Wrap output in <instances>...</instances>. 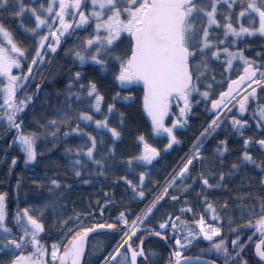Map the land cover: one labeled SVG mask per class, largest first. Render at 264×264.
Here are the masks:
<instances>
[{"label": "snow or ice", "instance_id": "obj_1", "mask_svg": "<svg viewBox=\"0 0 264 264\" xmlns=\"http://www.w3.org/2000/svg\"><path fill=\"white\" fill-rule=\"evenodd\" d=\"M5 14L18 18L23 36L18 41L0 19V124L6 132L14 130L9 147L23 153L25 168L45 154L38 151L41 140L48 152L62 148L67 163L63 175L45 172L33 180L32 196L42 203L28 201L25 193L27 206L21 208L17 180L11 224L9 194L0 191V254L7 258L0 264H87L89 250L103 252L99 237L114 238L101 264H153L157 253L146 251L145 243L154 237L174 242L166 264H216L185 255L201 240L223 264H264V52L256 59L245 55L251 40L264 49V0H0V18ZM86 66L111 77L129 95L115 92L103 110L105 96L85 75ZM38 79H47L52 92ZM137 89L154 138L165 143L158 147L138 135V153L122 157L118 165L117 141L125 121L117 104L134 103ZM197 106L210 114L209 121L164 183L146 196L149 185L158 183L152 180L153 162L182 144ZM26 116L35 128L26 127ZM221 133L224 138L209 152V141ZM231 138L241 141L240 152L225 168ZM16 165L13 158L9 175ZM102 183L113 190L101 188L104 200H97L96 208L101 217L107 211L108 220L86 223L96 215L91 207L67 211L69 194L79 185ZM229 184L235 190L233 205L225 201L218 210L206 193ZM117 187L130 203L143 207L135 213L118 210L113 217ZM197 188L199 205L189 200ZM248 199L254 203L245 205ZM169 201L176 212L153 225L152 217ZM225 226L235 236L231 250L222 235ZM51 230L57 234L48 245L44 234ZM248 231L251 235L242 239ZM250 244L252 261L245 258Z\"/></svg>", "mask_w": 264, "mask_h": 264}, {"label": "trees", "instance_id": "obj_2", "mask_svg": "<svg viewBox=\"0 0 264 264\" xmlns=\"http://www.w3.org/2000/svg\"><path fill=\"white\" fill-rule=\"evenodd\" d=\"M2 22L6 24L11 30L14 31V35L18 41H23V36L20 35V29L18 27L19 20L18 18L8 16L5 14L2 18ZM27 44L28 42H24ZM249 44H260L259 40H251ZM243 47V45H241ZM257 52H264L263 49L259 48H246L245 55L248 56L250 59H256ZM55 63V62H54ZM88 66H86L85 75L88 76L90 79H93L97 82L98 86L100 87L101 92L105 96V102L102 106L103 110H106L107 103L111 100V97L115 95V92L120 91L121 96L129 95L126 91H121L119 87L112 82L111 77L102 78L98 76L96 73L88 71ZM44 77L48 76L47 70L43 73ZM64 75L61 74L59 79L63 80ZM217 79H219V75L217 73ZM38 83L41 84L42 89H47L50 93L53 90V85L48 82L47 79L37 80ZM134 97V103L128 105L127 102L121 101V103L117 104V107L120 109L121 112L124 113V133L122 140L117 141L118 151L116 154V163L119 165L121 163V158H126L129 155H135L138 153L139 149L137 147V136L144 135L146 139L149 140L150 143H153L155 146H162L165 141L161 138H154V134L152 133V129L147 123L143 111V94L142 91L137 89V91L132 94ZM58 101L53 98L51 103L53 106ZM41 111L39 105H37L36 112L39 114ZM49 114L50 111H49ZM30 116H26V127L27 128H35V126L31 123H28L30 120ZM99 118V115H97ZM210 119V114H207L206 121L202 123L201 127L194 131L192 128L186 130L181 135L182 144L180 146H174L175 150L169 151L166 158L156 161L155 163L158 164L157 168L154 169V173L152 176V180L158 183H152L149 185V188L146 189V196L151 197L154 191H156L160 185H162L167 177V174L171 172L172 168L175 167L180 158L184 155L185 152L188 151L191 144L193 143L195 137L199 134V131L202 129L203 126H206V123ZM111 122L115 125L119 123V119L117 117H113ZM250 123H252L250 121ZM89 131L91 129H88ZM251 135L252 133H247ZM14 135V130L6 132L4 125L0 124V191L8 192V199L7 203V211L9 216V223L12 222V217L14 216L17 210V190H16V182L17 180H21V188L19 191V206L25 207L26 204V197L25 193H27V200L31 201L32 203H42L43 201H37L32 196V189H34L33 180L38 179L42 176L45 172L49 176L54 175V173H60L63 175L66 171L64 165L67 161L61 156L62 148H55L53 151L48 152L44 149V141L41 140L38 144V151H45V154L42 157L38 158V163L35 165H29L25 168L23 164V153L20 152L19 148L16 145L11 144L12 136ZM223 133L220 136H217L215 139H212L208 143L209 152L211 151L212 146L216 143L217 140L223 139ZM230 148L232 149V155L228 156L225 161V168L230 167L231 163L236 160L237 155L240 152V145L241 141L237 140L236 138H231L229 140ZM48 147H51V144H48ZM208 154V153H206ZM13 158L17 159V165L12 170L11 175H9L8 169L11 165V160ZM117 171H122L121 168H118ZM239 177L236 178V182H239ZM101 188L104 191H112L110 184H96L94 186L84 185L81 184L79 187L76 188L74 192L70 195V198L66 201L67 204V211L71 213L73 209L76 212H83L86 211L89 207L96 210L97 216V208H96V201L99 200L101 204H103V193L101 192ZM116 195L115 199L118 201V204L111 209L112 216L114 217L118 214V210L128 209L132 213H135L139 210V208L143 207V204L138 203H130L126 196L125 190L123 188L117 187L114 189ZM199 192V188H197L196 192H192L189 196V200L192 204L199 205L201 201V197L197 195ZM209 197L210 202L214 204L215 207L220 209V205H222L225 201H228L229 205H233V201L235 200V190L232 184H229L226 189L221 191L220 189L212 190L206 193ZM44 195L46 196L47 193L45 192ZM147 203V201H145ZM243 203L245 205H251L254 203L251 199L244 200ZM177 209V205L173 204L172 202H168L165 204L164 207L160 208L154 216L152 217L151 223L155 225L158 221H161L165 214L167 213H175ZM196 211H199L197 208ZM201 211L203 209L200 208ZM221 215L223 212L221 211ZM231 215L236 218L237 223H242L236 215V212L233 211ZM98 217V216H97ZM208 218V217H206ZM109 219V213L105 212V219ZM52 218L48 217L46 220V224L51 223ZM86 223L94 222L92 221V217H89ZM15 231V229H14ZM55 230H51L50 233L44 234L47 239L44 241L46 244L50 245L53 241V238L56 236ZM251 235V232H244L242 233V239L246 240L247 236ZM223 236L228 241L229 249L231 250V240L235 238L234 234H232L228 227L225 226L223 228ZM113 237H99L97 243L101 245L103 252H106L108 247L110 246V242L113 240ZM170 243L173 245V241L169 240ZM255 241V238H254ZM209 245L206 242L200 241L194 244L192 247L189 248L188 251L185 252L186 256L191 257H201L207 258L211 260H215L216 262L223 264V258L218 256L215 252L209 250ZM145 250H153L157 253L156 257L154 258L153 264H166L169 249L165 242L161 241L159 237L150 238L145 243ZM103 252H91L90 255L86 256L87 264H98L103 259ZM254 248L253 245H249L246 250L245 258L249 261L254 259ZM3 255H0V258ZM150 259H152L150 257Z\"/></svg>", "mask_w": 264, "mask_h": 264}, {"label": "flooded vegetation", "instance_id": "obj_3", "mask_svg": "<svg viewBox=\"0 0 264 264\" xmlns=\"http://www.w3.org/2000/svg\"><path fill=\"white\" fill-rule=\"evenodd\" d=\"M259 45L258 44H252L250 48H259L260 47ZM263 51H264V49H263ZM173 111L174 112H177L178 109H176L175 106H174L173 107ZM207 114L208 113L204 111L203 106H197L196 108H194L193 115H192V117H191V119L189 121V127H188V129L192 128L194 131L198 130L201 127L202 123L206 121ZM169 151H171V150H169ZM169 151L167 153L162 152L161 153V157L158 158V161L161 160V159L166 158V155H168V153H170ZM155 162L156 161H154L153 163L155 165V168H157L158 164L155 163ZM168 242H169L170 246H172V244L170 243V241H168ZM166 245H167L168 249L170 250V247L168 246V244H166ZM205 259H207V258H205ZM218 264H220V263H218Z\"/></svg>", "mask_w": 264, "mask_h": 264}, {"label": "water", "instance_id": "obj_4", "mask_svg": "<svg viewBox=\"0 0 264 264\" xmlns=\"http://www.w3.org/2000/svg\"><path fill=\"white\" fill-rule=\"evenodd\" d=\"M142 104H143V101H142ZM144 115H145V119H146V121L148 122V124H149L150 127H151V122H150V120L147 118L146 113H144ZM167 244H168L169 247H171L170 244H169V242H167ZM192 258L195 259V258H197V257H192ZM201 259H205V258H201ZM207 260H210V259H207ZM216 264H218V263L216 262Z\"/></svg>", "mask_w": 264, "mask_h": 264}, {"label": "rangeland", "instance_id": "obj_5", "mask_svg": "<svg viewBox=\"0 0 264 264\" xmlns=\"http://www.w3.org/2000/svg\"><path fill=\"white\" fill-rule=\"evenodd\" d=\"M98 240V239H97ZM90 251V250H89ZM2 257H4V256H2ZM0 259H4V258H0Z\"/></svg>", "mask_w": 264, "mask_h": 264}]
</instances>
